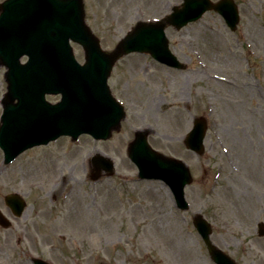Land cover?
<instances>
[{
  "label": "rangeland",
  "instance_id": "rangeland-1",
  "mask_svg": "<svg viewBox=\"0 0 264 264\" xmlns=\"http://www.w3.org/2000/svg\"><path fill=\"white\" fill-rule=\"evenodd\" d=\"M234 1L240 13L234 32L214 11L179 30L166 28L184 69L139 53L115 64L109 84L126 100V118L108 140L60 137L8 166L0 150V209L11 218L9 228L0 227V264H32V256L51 264H214L192 225L196 213L211 222L212 241L237 264H264V236L257 234V222H264V0ZM180 2L83 5L86 23L110 50L136 21L159 18ZM73 45L83 61L82 48ZM5 71L0 65V101ZM194 116L207 120L202 156L181 141ZM140 128L150 130L152 147L189 165L188 210L176 208L163 182L137 179L126 146ZM94 153L115 166L112 176L96 183L88 177ZM14 190L27 207L12 218L3 196Z\"/></svg>",
  "mask_w": 264,
  "mask_h": 264
},
{
  "label": "water",
  "instance_id": "water-1",
  "mask_svg": "<svg viewBox=\"0 0 264 264\" xmlns=\"http://www.w3.org/2000/svg\"><path fill=\"white\" fill-rule=\"evenodd\" d=\"M82 6V0H6L0 4V59H4L3 62L8 67L6 72L8 91L3 99L4 111L0 125V146L4 150L5 157L9 159H12L29 145L51 139L58 129L64 130V133L74 135V129L79 127L93 133L96 138H107L111 130L118 126L119 120L123 116L122 109L113 102L105 84V79L114 60L123 53L141 49L149 51L158 59L161 58L167 62L177 64L176 59L168 50L164 36V27L167 24L179 28L188 21L197 19L209 8L220 11L230 19L233 25L237 21V11L232 0H221L218 3H212L210 0H184L181 6L173 7L172 13L157 23L139 22L119 42L115 51L106 53L99 48L96 38L84 24ZM6 27H9V30H5ZM69 38L80 42L86 52V62L83 66L78 67L77 72H86L91 63H103V78L102 80L98 78L95 83H101L100 93L113 104L112 110L107 114L98 112V116L94 121L86 123L80 122L78 119H69L67 112L65 123L58 122L59 119H57L63 112L55 117L46 115L43 123H36V130L33 131L30 126L21 125L23 123L22 115L37 113L44 106L48 107L50 104L44 100L45 92H61L64 96L62 105H65L66 102L70 105L68 99L72 95L69 92L75 90L72 86L73 80L70 75V67H60L61 70L65 68V74L58 75L48 72L50 66L45 68L39 66L40 63H38L39 57L49 58V62L52 61L54 56H59L62 48L68 49V53H70ZM9 50L14 51L15 55H11L12 52ZM23 53H27L31 58L27 63L20 64L16 56ZM44 62L45 60H42V63L46 65ZM48 74L52 76V79ZM49 80L50 83L48 84ZM40 81L41 88L38 89L36 87ZM75 95L78 97L77 99L74 97L71 105L77 109L75 104L77 103L78 108H80V101L84 97L79 96V93ZM15 99L17 102H14ZM103 104H108V102H103ZM77 110L80 111V109ZM50 111L55 110L50 107ZM71 114L73 113L71 112ZM75 115L78 116L79 113ZM36 120L34 119L35 122ZM9 125H11L10 128L12 126L14 128L10 129ZM15 126L18 127V133L12 134L11 132L16 130ZM204 130V122L197 119L195 128L188 134L186 139L187 146L193 148L197 153H201L203 150ZM24 133H27V139L16 141L15 138ZM6 134L9 135V138H6ZM38 139L40 140L38 141ZM128 155L138 166L140 175H145L146 169L156 170L154 176L164 178L169 184H175V191L178 193L177 202L180 204L182 188L191 181L188 168L183 162L166 157L150 148L143 132L137 133L135 140L129 144ZM95 160L96 162L103 161L100 157H96ZM105 165L106 168L111 166L110 163ZM97 168L99 170V166ZM97 174L93 178L97 177ZM21 207L19 205V208ZM0 222L4 224L2 219ZM194 224L199 229L216 263L234 264L210 242V227L200 215L194 217ZM259 233L264 234L262 223H259ZM34 262L35 264H46L41 260H35Z\"/></svg>",
  "mask_w": 264,
  "mask_h": 264
},
{
  "label": "bare ground",
  "instance_id": "bare-ground-1",
  "mask_svg": "<svg viewBox=\"0 0 264 264\" xmlns=\"http://www.w3.org/2000/svg\"><path fill=\"white\" fill-rule=\"evenodd\" d=\"M136 68H137V67L132 66V67H130L129 69H136ZM207 68H208V67H207ZM208 76H209L210 78H215L214 76L209 75V73H208ZM215 80L218 81V78H216ZM220 80H222V79H220ZM222 81L229 82L230 80H228L227 78H224ZM230 82H231V81H230ZM230 82H229V83H230ZM147 95H148V96H147ZM147 95H146L147 99H148V100H152L151 96H149V92L147 93ZM146 97H145V98H146ZM147 99H146V100H147ZM148 100H147V101H148ZM233 102H234V101H233ZM234 103H236V102H234ZM148 104H149V103H148ZM147 107H148V105H147ZM147 107H146V108H147ZM149 107H150V105H149Z\"/></svg>",
  "mask_w": 264,
  "mask_h": 264
}]
</instances>
